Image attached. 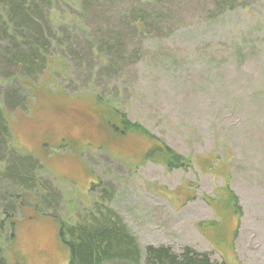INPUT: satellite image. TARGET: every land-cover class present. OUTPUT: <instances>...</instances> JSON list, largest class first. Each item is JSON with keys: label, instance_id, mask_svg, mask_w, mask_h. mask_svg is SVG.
I'll use <instances>...</instances> for the list:
<instances>
[{"label": "rangeland", "instance_id": "rangeland-1", "mask_svg": "<svg viewBox=\"0 0 264 264\" xmlns=\"http://www.w3.org/2000/svg\"><path fill=\"white\" fill-rule=\"evenodd\" d=\"M155 2L145 36L120 33V20H111L139 1L119 0L110 15L92 10L90 32L76 19L66 53L50 51L49 71L30 83L40 91L30 109L13 113L10 136L44 157V178L62 194L65 216L93 211L105 193L142 250L190 248L216 263L264 264V0ZM58 14L76 17L56 6ZM116 33L123 45L99 51ZM7 83L0 99L13 88ZM97 97L190 167L141 159L143 140L100 127ZM227 187L238 196V218ZM8 189L1 179L0 193ZM15 227L12 248L4 242L9 260L15 252L24 264H67L50 217L22 211Z\"/></svg>", "mask_w": 264, "mask_h": 264}, {"label": "trees", "instance_id": "trees-1", "mask_svg": "<svg viewBox=\"0 0 264 264\" xmlns=\"http://www.w3.org/2000/svg\"><path fill=\"white\" fill-rule=\"evenodd\" d=\"M118 1L0 0V84L10 81L7 85L13 87L6 95L2 93L0 99V180L11 185V189L0 193V264H24L18 256L15 260V252L9 260L4 242L12 248L15 220L18 213L27 210L37 216H48L57 223L58 238L68 254L67 264H227L213 262L207 254L190 248L179 253L168 246H147L142 250L126 225L106 205L110 198L105 193L100 197L101 202L94 203L93 211L78 214L76 220L65 216L62 194L50 187L44 178V157L33 150L18 147L10 136L13 133V113L19 109L29 110L36 93H40H35L36 86L30 83L49 71L50 51L60 49L66 53L68 46L62 45L66 39L73 38L72 32L78 27L76 19L85 26L89 12L99 10L110 15L109 8ZM138 1L140 5L127 6L122 13L111 16V20H120V33L126 34L134 29L135 33L145 36L149 32L146 23L154 17L156 2L132 0ZM56 6L71 10L76 16L74 21L72 18L67 22L60 14L54 18ZM86 29L90 32V28L85 26L84 31ZM108 37L102 38L99 51L103 48L117 50V44L123 43L119 42L122 38L117 33L110 40ZM59 44L62 47L59 48ZM41 88L44 89V85L38 86V90ZM95 102L100 108L101 128L119 137L133 135L143 140L141 159L162 163L168 170L190 167V159L173 150L142 124L131 121L125 112L105 100L101 102L98 97ZM225 201L232 216L238 218L241 215L239 199L229 187L225 191Z\"/></svg>", "mask_w": 264, "mask_h": 264}]
</instances>
